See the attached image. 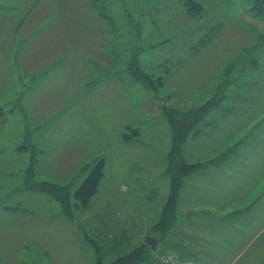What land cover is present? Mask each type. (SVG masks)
I'll use <instances>...</instances> for the list:
<instances>
[{"label":"rangeland","instance_id":"374dc122","mask_svg":"<svg viewBox=\"0 0 264 264\" xmlns=\"http://www.w3.org/2000/svg\"><path fill=\"white\" fill-rule=\"evenodd\" d=\"M45 23L48 27H39ZM42 44L60 53L65 49L69 74L55 75L57 52L38 57ZM29 59L46 67L33 68ZM112 80L115 90L102 86ZM34 110L43 113L41 121L32 118ZM54 111L88 112L77 130L68 123L74 122L71 113V130L65 131ZM93 111H103L101 118L112 111H147L139 140L125 132L130 145L115 140L114 151H141L155 159L150 171L130 160L108 161L115 131L99 133ZM169 120L187 136L186 161L202 163L191 174L197 175L188 210L176 212L170 229L151 225L133 245L117 244L115 236L97 238L91 226L77 225L86 236L84 255L91 264H109L149 237L155 251L146 264H161L160 256L173 253L199 264H264V21L248 12V4L0 0V264L63 263L60 252H71L74 245L63 242L65 235L48 243L46 231L61 232L55 220L60 211L68 224L77 221L71 189L81 185L98 156L107 158L109 177L115 175L111 185L104 183L109 189L132 184L124 175L131 166L140 179L165 167ZM42 129L54 130L47 133L49 142ZM121 134L116 130L115 137ZM67 154V163L46 161ZM55 168L72 173L71 179H54ZM137 198L120 199L133 205ZM43 199L60 205V211L54 216ZM161 200L158 192L155 201ZM155 207H146V215L157 223Z\"/></svg>","mask_w":264,"mask_h":264},{"label":"crops","instance_id":"0c3cea01","mask_svg":"<svg viewBox=\"0 0 264 264\" xmlns=\"http://www.w3.org/2000/svg\"><path fill=\"white\" fill-rule=\"evenodd\" d=\"M27 26H28V22H25L21 25L20 28H22V30L24 31L27 28ZM39 27L45 28V27H48V24L46 25L41 24V26ZM52 49L54 48H51L49 45L46 46V44H42L41 46L36 47L35 53L40 54L38 55V57L43 58V57H48L47 55L48 54L50 55L51 52H57L59 58L56 59L55 62H56L58 70L55 72V75L57 76V74L58 75L69 74L67 69H70V67L68 65L69 61L65 60V57H66L64 53L65 49H62V53H60L59 49H56V50H52ZM45 52L47 53V55L45 54ZM29 62H31L30 66L33 68L46 67L44 64L37 65L36 63L39 62V60L34 62L29 59ZM71 67H73V65ZM78 67H80L81 69L83 65L80 64ZM56 81L61 82L62 80H56ZM80 83H82V80L80 81ZM43 84H46V83H43ZM82 84H79L78 86L79 87L78 91L81 97V102L84 100L83 99L84 94L82 93V90H83ZM111 85H113V87L115 85L113 80L107 81L106 84L102 86H106L107 88L111 89ZM113 87H112V90H113ZM114 90H115V87H114ZM62 97L63 96L61 94V96L60 95L58 96V99H63ZM87 112L88 111H63L61 113V111H54L53 117L59 123L61 130L69 131L71 130V126L67 125V121L69 119L70 114L74 113V122H70L71 121L70 119L68 123L75 125L74 129L77 130L78 126H80L79 123L80 124L82 123V120L85 117L84 114ZM93 113H96L94 115V118L98 122L96 127L99 133H103L104 131H106L107 133L115 131V134H116V130L121 131L122 134L118 135L117 138L115 137L116 135L114 134V141L112 143L113 151L114 149H116L115 140L117 141V145L119 143H124L127 146L130 145L129 136L131 134H133L132 140L133 139L139 140L141 136V130L139 128L141 126L144 127V122L147 116V111H112V115L110 114L109 116L102 117V118L101 116L103 115V111H93ZM89 114H92V111H90ZM31 116L35 122H39L41 121L40 118H42L43 113L41 111L34 110ZM100 127L101 129H99ZM34 128L37 129L39 127L38 126L36 127L35 125H33V129ZM42 131H43V135L45 136V139L48 141L47 133L53 132L54 130L53 129H50V130L42 129ZM125 132H128L130 135ZM169 136H170L169 140H167L168 149L170 148V144H171L170 131H169ZM95 139H98V137L96 136ZM134 143L136 144L137 148H139V142H134ZM46 145L49 146L50 144H46ZM75 147L76 145H74V148ZM106 147H109V146H106ZM154 148H156V146ZM131 149H134V148L129 147V149L125 150V154L123 155H119V152L117 154L115 153V151H114L113 156L111 155V153H108L107 155L109 158L108 161L114 162L118 160L119 162H122V160L124 161L130 160V165L136 166L137 164L139 165L145 164L146 165L145 170L150 171L151 166H152L151 164L155 163V159L150 160V158L145 157L144 153H142L141 151H138L137 154H134L132 153ZM96 150L97 149H95V151ZM61 157H64V159L52 155V157L46 161L50 163V161L52 160L51 163H54L55 160L59 158L63 160L62 163L68 162L67 161L69 159L68 154L65 156H61ZM99 158H103L104 163H105L104 175L101 181L99 182L95 193L90 198L86 206L79 205V203L76 201L72 202L74 204V210L78 214L76 218L77 220L76 222L73 220H70L71 223L68 224L69 220H67L64 217V215L60 211V208L58 207L60 205H57L56 203L51 201V199L42 200V203H48V206H50L51 208H54L52 211L54 216L56 215L55 211L56 212L60 211L59 214H57V217L55 218V220H58L56 226L59 227L61 232H59L58 234L56 233L53 234L49 230L48 232L46 231V234L48 236L47 242L53 243L54 242L53 238H55L57 235H63V236L65 235L63 242H66L67 240H71L70 242L74 245L73 247L74 250H72L71 252H67L65 249H64L65 251L60 252L59 256L61 254L63 255V263L60 262V264H73L72 260H74V264H91L90 259L86 255H84L83 237H86V236H83L76 229L77 225L80 226V224L85 223L84 226H87V225L91 226L92 231L94 232L97 238L104 239V240L105 239L112 240L114 239V237L112 236H115L117 238V241H119L117 244H126V245L132 244L133 245L135 244L136 238L137 240H139V239L144 238V236L148 234V229L151 225L152 226L150 228L153 229L161 221L163 209L168 199L169 187H170L169 177L165 175L167 165L165 167L164 165L154 167L155 169L154 172H148L145 176H143L142 179L138 177L139 174L136 171V169L133 166H131L128 169L129 172H125L124 175L127 178H129V181H132L131 182L132 184L130 183L121 184V187L119 189L118 188L109 189L108 187H104V183L106 182L108 185H111V183H109L108 181L110 180L112 181V177H115V175H113L112 177H109L108 175L109 172L106 171L107 166H106L105 161L107 160V158L98 156V159ZM164 163L166 164L167 162L164 161ZM53 170L55 171L54 173H56L54 176V179H57L59 176H65L67 180L71 179L70 174L72 173L67 172V170L63 168H58V169L55 168ZM196 175H191V177H189L190 176L189 175L184 178V181L182 184V190L186 186L185 187L186 190L183 191L185 195H181V193L179 194V198L176 203V212L177 211L181 212L183 209L188 210V207H187L188 201H189L188 191H190L189 187L195 184L193 183V180L196 179ZM60 179H63V178H60ZM81 181L82 180L80 179V182ZM78 186H79V183L76 184L74 189H71V192L69 191L70 192L69 194H73V192L77 190ZM158 192L162 193V200L157 203L155 201V196ZM134 195H137L138 198L133 200L134 201L133 205H130L124 199H120V198L132 199ZM154 203H156V207L154 208L155 212L160 213V214L158 213L160 218L157 223H156V218H152L146 215L147 214L146 207L151 208L152 205H154ZM142 206H144V208ZM134 232L136 233L134 234V236H132ZM132 237H134V239ZM115 242H113L112 244H114ZM49 247L50 249H53L54 246H49ZM131 247H134V246H131ZM128 248H130V246H128Z\"/></svg>","mask_w":264,"mask_h":264},{"label":"trees","instance_id":"16d2710c","mask_svg":"<svg viewBox=\"0 0 264 264\" xmlns=\"http://www.w3.org/2000/svg\"><path fill=\"white\" fill-rule=\"evenodd\" d=\"M244 1L248 4V12L253 17L264 21V0ZM200 109L203 111V113L205 112L204 106L200 107ZM169 121L172 122V120ZM186 137L187 136L181 135V133H179L177 126L175 127L172 122L171 144L169 151L167 152V166L165 171L170 181L169 195L163 209L161 221L156 227L153 228L154 230H157L159 227L163 226H165L164 230H167V228L170 229L172 226L170 223L176 218V203L178 201L184 178L191 175L198 167L202 166V163L196 162L195 164L186 161V153L183 149L184 145L186 146ZM104 165L105 163L103 158L95 160L94 163L90 165L91 168L87 176L73 195L74 201L78 202L79 205L86 206L90 198L95 193L98 184L104 175ZM154 251L155 250H151L149 245L144 242L142 246L135 247L130 253H128V255L119 257L109 264H146L149 261L148 255ZM140 252L144 253L145 255H140ZM171 255H174L179 259L187 258L178 257L174 253ZM97 264H100V262H97Z\"/></svg>","mask_w":264,"mask_h":264},{"label":"built area","instance_id":"2783aa9c","mask_svg":"<svg viewBox=\"0 0 264 264\" xmlns=\"http://www.w3.org/2000/svg\"><path fill=\"white\" fill-rule=\"evenodd\" d=\"M159 261L161 264H199L198 262L190 260L189 258L179 259L171 254L160 256Z\"/></svg>","mask_w":264,"mask_h":264},{"label":"water","instance_id":"95a60500","mask_svg":"<svg viewBox=\"0 0 264 264\" xmlns=\"http://www.w3.org/2000/svg\"><path fill=\"white\" fill-rule=\"evenodd\" d=\"M73 221H75L74 218H73ZM144 242H145L147 245H149V247H150L151 250H154V249H155V245H154L153 240H152L151 238H149V237L145 238V239H144Z\"/></svg>","mask_w":264,"mask_h":264}]
</instances>
